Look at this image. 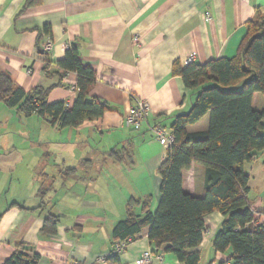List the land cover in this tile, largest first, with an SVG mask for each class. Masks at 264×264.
I'll use <instances>...</instances> for the list:
<instances>
[{
    "label": "crops",
    "instance_id": "0c3cea01",
    "mask_svg": "<svg viewBox=\"0 0 264 264\" xmlns=\"http://www.w3.org/2000/svg\"><path fill=\"white\" fill-rule=\"evenodd\" d=\"M257 8L264 12V0H0L3 73L24 90L58 84L57 77L43 73L45 58L54 64L76 44L81 63L95 72L86 99L108 107L76 127L59 128L0 102V125L7 127L15 116L23 128L34 126L39 137L36 145L23 142L14 154L9 150L13 141L0 139V264L18 242L38 255L37 264H111L97 257L111 251V230L125 219L126 202L149 198L154 212L160 199L157 168L167 148L151 129L170 128L194 99L182 79L171 74L174 62L184 67L190 55L198 64L234 56ZM47 40L52 41L49 53L41 48ZM75 79L74 72L63 75L47 101L71 107ZM136 98L149 104L138 130L122 121ZM252 107L264 108L263 94H253ZM207 121L205 115L188 131L204 130ZM113 147L126 152L110 155ZM204 172L194 162L184 169L183 191L202 194ZM253 208L264 213V197L253 200ZM134 212L142 215L140 205ZM49 215L56 217L53 234L42 231ZM222 218L216 211L204 217L205 230L195 248L198 264L229 263V251L212 246ZM146 233L145 228L131 237L125 251L117 253L119 264H138L151 249ZM148 264L183 263L171 253H159Z\"/></svg>",
    "mask_w": 264,
    "mask_h": 264
},
{
    "label": "trees",
    "instance_id": "16d2710c",
    "mask_svg": "<svg viewBox=\"0 0 264 264\" xmlns=\"http://www.w3.org/2000/svg\"><path fill=\"white\" fill-rule=\"evenodd\" d=\"M45 33L50 36L48 30ZM42 71L46 77H57L58 84L24 90L0 70V102L24 115L35 113L59 128L76 127L108 109L104 102L86 99L95 72L81 63L76 44H71L64 58L54 64L45 58ZM67 72L76 75L72 106L63 101L49 103V91L62 84ZM171 74L182 79L194 99L188 111L176 115L171 123L175 140L157 168V208L150 211L149 198L129 199L125 219L111 230L112 241L135 238L146 228L154 254L171 253L183 264H198L200 254L195 248L205 230L204 217L216 211L223 218L212 240L214 250H228V264H264V220L260 217L264 213L253 208L248 195L249 175L243 170L245 162L258 156L264 163V108L252 107L253 94L264 95V12L257 8L254 17L245 23L234 56L211 59L205 64L190 62L184 67L174 62ZM205 115L208 121L204 130L188 131V126ZM124 152V147H113L109 154ZM192 162L205 169L200 195L182 189L181 173ZM135 205H140L142 215L134 212ZM55 224L56 217L47 216L42 231L53 234ZM116 255L109 254L105 260L119 264ZM38 259L36 253L28 252L18 242L3 264H37Z\"/></svg>",
    "mask_w": 264,
    "mask_h": 264
},
{
    "label": "built area",
    "instance_id": "2783aa9c",
    "mask_svg": "<svg viewBox=\"0 0 264 264\" xmlns=\"http://www.w3.org/2000/svg\"><path fill=\"white\" fill-rule=\"evenodd\" d=\"M206 19H210L208 12L205 14ZM136 40V38H135ZM52 48V41L47 40L43 45L42 49L44 52H50ZM194 56L190 55L186 63L193 62ZM30 72V70L28 69ZM149 111V104L147 100L143 98H136L133 105H131L127 113L123 116V124L128 128L138 130L145 120L147 113ZM154 139L161 144L162 146L168 148L170 147L175 140L174 134L170 128L155 126L151 129ZM132 240L131 237H128L123 240H116L112 244V249L106 254L100 255L97 257V262L104 261L105 257L113 253H123L126 248V244ZM151 249L146 250L142 253L141 257L137 260L138 264H148L155 256Z\"/></svg>",
    "mask_w": 264,
    "mask_h": 264
},
{
    "label": "rangeland",
    "instance_id": "374dc122",
    "mask_svg": "<svg viewBox=\"0 0 264 264\" xmlns=\"http://www.w3.org/2000/svg\"><path fill=\"white\" fill-rule=\"evenodd\" d=\"M21 116L24 117V115ZM10 119L7 127L0 125V139L13 141L11 145L15 146L10 147L11 154L18 152L23 142L27 144L29 141V144L36 145L35 141L39 138L36 136V131L38 130L34 126H28L26 129L23 128L21 126L23 124L22 121H19L15 116ZM244 170L251 173L249 197L254 201H258L260 197H264V164L262 162V156H258L256 161L250 163L245 162Z\"/></svg>",
    "mask_w": 264,
    "mask_h": 264
}]
</instances>
